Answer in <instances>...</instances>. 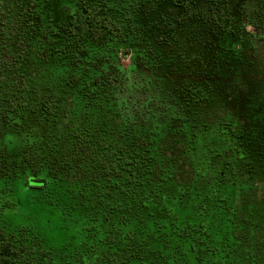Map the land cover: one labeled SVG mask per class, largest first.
Returning a JSON list of instances; mask_svg holds the SVG:
<instances>
[{"label":"trees","instance_id":"1","mask_svg":"<svg viewBox=\"0 0 264 264\" xmlns=\"http://www.w3.org/2000/svg\"><path fill=\"white\" fill-rule=\"evenodd\" d=\"M187 22L238 52L228 0H0V264H264L259 209L233 200L264 188V92L205 120L204 81L167 73ZM165 134L190 180L160 159Z\"/></svg>","mask_w":264,"mask_h":264},{"label":"rangeland","instance_id":"2","mask_svg":"<svg viewBox=\"0 0 264 264\" xmlns=\"http://www.w3.org/2000/svg\"><path fill=\"white\" fill-rule=\"evenodd\" d=\"M247 5L240 7V3ZM229 14L239 24L241 44L237 47V53L226 54L215 47V35L206 27L193 25L187 22L185 32L182 33V41L189 49L188 63L184 61L180 67L175 66L167 73L170 82H178L185 77L200 79L211 91V102L203 107V117L207 121H215L226 114L243 116L248 107L249 99L256 93L264 92V0H228ZM201 4L194 7L195 10ZM194 20V19H192ZM153 16L145 15L141 20L140 28L145 31H153L156 23ZM257 24L255 28L252 25ZM8 54L4 59L9 61ZM120 62L124 68L130 64V53L125 49L120 55ZM158 147V154L162 161H172L176 167L177 179L190 180L192 169L190 162L184 155L186 141L177 134H165ZM65 159L70 161L77 170L74 173L79 177V163L84 155L79 148L67 147L64 150ZM234 203L239 208H245L247 204L257 205L259 210L255 215L254 228L250 245L256 248L264 246V188L261 183L242 195L235 194ZM247 212L242 214L244 216ZM264 249V247L262 248Z\"/></svg>","mask_w":264,"mask_h":264}]
</instances>
